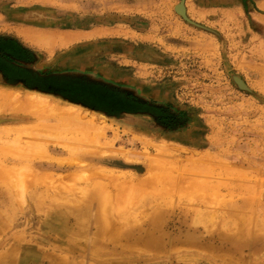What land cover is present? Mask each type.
Here are the masks:
<instances>
[{"label": "rangeland", "instance_id": "rangeland-1", "mask_svg": "<svg viewBox=\"0 0 264 264\" xmlns=\"http://www.w3.org/2000/svg\"><path fill=\"white\" fill-rule=\"evenodd\" d=\"M251 257L264 0H0V264Z\"/></svg>", "mask_w": 264, "mask_h": 264}, {"label": "bare ground", "instance_id": "bare-ground-1", "mask_svg": "<svg viewBox=\"0 0 264 264\" xmlns=\"http://www.w3.org/2000/svg\"><path fill=\"white\" fill-rule=\"evenodd\" d=\"M6 93H7V91H6ZM18 93V92H17ZM19 95V94H18ZM5 96V95H4ZM11 96V95H10ZM29 96V95H28ZM34 96V95H33ZM12 97H14V95L12 96ZM15 97H17V96H15ZM24 97H27V96H24ZM35 97H37L38 99H37V101L36 102H34V104H35V106H37V107H34V106H32V109H28V111H29V113L30 114H34V116H36V115H38V114H40V112H38V110H39V108L41 107V105H42V101L41 100H39V99H44L45 97L43 96V95H37V96H35ZM31 97H29L28 98V100L30 99ZM9 99V98H8ZM15 99H18V98H15ZM20 99V98H19ZM34 99V98H33ZM46 99V98H45ZM49 100V99H48ZM17 101V100H16ZM32 102H30V100H29V102L30 103H33V101L34 100H31ZM19 102V101H18ZM46 101H44L43 103H45ZM48 102V101H47ZM24 104L23 102H20V104ZM46 104H48V103H46ZM49 105V104H48ZM2 106V105H1ZM31 106V105H30ZM50 106V105H49ZM25 107V106H24ZM58 106H56V108H57ZM68 107V106H67ZM73 107H75V106H73ZM78 106H76V108H77ZM4 108V107H3ZM7 108V107H6ZM20 108V107H19ZM26 108V107H25ZM30 108V107H29ZM42 108V107H41ZM40 108V109H41ZM47 108V107H46ZM51 108H53V109H51V113H53V114H56V115H58V116H60V117H62V118H68V117H76L75 115L77 114V117L76 118H79V119H84V117L81 115V114H83V111L84 110H81L79 107V109L81 110H75V108H72V105L71 106H69L68 108H67V112L65 111V112H58V110H56L55 108H54V105L51 107ZM60 108V107H59ZM64 108V107H63ZM9 109V108H8ZM55 109V110H54ZM63 110V109H62ZM77 112V113H76ZM75 113V114H74ZM78 113H80V114H78ZM82 116V117H81ZM86 120V119H85ZM92 121V123H93V120H91ZM104 153V152H103ZM106 153V152H105ZM25 156H23L22 155V157L23 158H25V157H27L26 155H28V154H24ZM106 225L105 226H107V229L108 230H110V232L112 231V227H110L111 225H110V221L107 219L106 221ZM108 224V225H107ZM114 233V232H113ZM112 235H115V234H112ZM220 243H224V241L223 240H220L219 241ZM251 258H253V257H251ZM253 262L256 264L257 263V261H256V259L255 258H253Z\"/></svg>", "mask_w": 264, "mask_h": 264}, {"label": "water", "instance_id": "water-1", "mask_svg": "<svg viewBox=\"0 0 264 264\" xmlns=\"http://www.w3.org/2000/svg\"><path fill=\"white\" fill-rule=\"evenodd\" d=\"M177 10H178V12L179 13H181L182 15H184V13H185V9H184V7L182 6V5H179L178 7H177ZM40 89H44V90H46V91H51V92H59V93H64V91L61 89V88H54V87H52V86H44V87H42V88H40Z\"/></svg>", "mask_w": 264, "mask_h": 264}]
</instances>
